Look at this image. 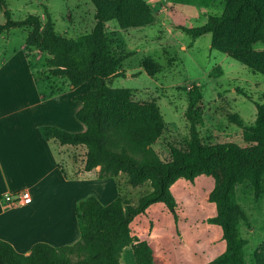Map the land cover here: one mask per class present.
<instances>
[{
  "label": "trees",
  "instance_id": "1",
  "mask_svg": "<svg viewBox=\"0 0 264 264\" xmlns=\"http://www.w3.org/2000/svg\"><path fill=\"white\" fill-rule=\"evenodd\" d=\"M91 1L95 24L78 39L59 34L50 19L43 23L33 14L20 21L8 18L0 24V35L11 26L29 27L26 48L49 56V75L66 79L74 87L87 86L86 92L75 96L81 107L74 116L85 125L83 131L71 132L50 124L38 129L46 140L84 148L83 169L99 166V177L115 179L118 195L107 204L91 194L77 201L80 236L74 243L53 246L35 242L25 254L0 239V264H120L121 252L128 245L136 264H151L152 249L146 240L137 238L136 218L161 203L176 219L171 185L179 178L192 181L200 175L213 179L208 200L215 205V215L209 221L221 228L225 244L224 250L205 264H248L243 253L246 241L239 232L245 213L236 199L235 187L246 181L255 195L262 191L264 104H256L255 121L243 131L246 145H205L197 134L202 92L197 85L192 86L187 91L185 111L190 139L185 148L171 146L170 158L161 159L152 147L165 128L157 103L134 100L131 89L112 87L107 82L117 74L121 57L111 46L105 23L115 20L120 29L140 28L153 22L152 9L145 0ZM3 5L4 0H0ZM186 31L192 37L210 33L212 48L264 75V49L255 47L258 42L264 44V0H225L220 15H212L202 26ZM230 117L241 123L237 115ZM144 186L148 188L142 189ZM124 187L137 189L140 195L131 199ZM254 264H264V259L257 257Z\"/></svg>",
  "mask_w": 264,
  "mask_h": 264
},
{
  "label": "rangeland",
  "instance_id": "2",
  "mask_svg": "<svg viewBox=\"0 0 264 264\" xmlns=\"http://www.w3.org/2000/svg\"><path fill=\"white\" fill-rule=\"evenodd\" d=\"M145 1L154 14L151 24L120 29L115 20L105 23L111 46L121 57L117 74L107 82L112 87L131 89L134 100L157 103L165 128L152 147L163 160L170 158L171 146L186 147L190 139L189 122L185 116L187 91L194 85L202 92V120L197 126L200 141L205 145H246L243 131L255 121L256 104H264V75L212 48L210 33L192 37L186 31L202 26L212 15H220L225 0ZM31 14L37 15L43 23L50 19L56 32L73 39L89 33L95 24V6L91 0H4V5L0 6V24L8 18L20 21ZM29 31L26 26H11L0 35L1 79L5 80L7 73L27 70L38 87L44 90L50 86L66 88V84H70L68 80L49 75L46 63L49 56L37 49L26 48ZM255 47L264 49V44L258 42ZM150 70L154 73L150 74ZM27 76V73H19L12 77L10 84L17 89L28 86ZM83 89H87L85 84ZM232 114L238 116L240 124L234 122L230 117ZM63 149V153L71 156L67 162L73 168L72 147ZM74 153L76 170L83 166L84 148H76ZM86 176L92 178L94 173ZM119 178L124 180L123 176ZM212 187L213 179L206 175L197 176L192 181L177 179L170 188L176 200V219L172 220L170 238L157 235L142 238L154 251L170 240L173 247L171 264H203L224 250L221 228L209 221L215 215V205L208 200ZM145 188L148 187L142 189ZM124 192L134 200L140 195L131 187H124ZM235 196L245 213L239 223L240 235L246 241L244 260L254 264L257 257L264 259V178L259 195H255L245 181L236 185ZM158 207L156 215H160ZM47 212L52 214L49 210ZM157 223H149L150 231L159 225ZM17 225L13 226L14 233L9 229L2 231L20 247L23 245L20 236L22 239L26 237L22 233L24 226L17 228ZM161 225L155 232L161 229ZM120 256L124 264H135L131 246H125Z\"/></svg>",
  "mask_w": 264,
  "mask_h": 264
},
{
  "label": "crops",
  "instance_id": "3",
  "mask_svg": "<svg viewBox=\"0 0 264 264\" xmlns=\"http://www.w3.org/2000/svg\"><path fill=\"white\" fill-rule=\"evenodd\" d=\"M22 71L7 73L5 80L1 79L0 72V239L10 242L18 252L27 254L35 242L60 246L77 241L80 232L75 216L76 202L91 194L102 204H107L116 198L118 190L113 177H99V166L88 171L83 166L74 169V150L81 146L46 140L38 129L40 125L50 124L71 132L83 131L85 125L74 116L81 107V101L75 96L87 90H81L83 84L74 87L65 83L68 88L50 86L44 90L38 87L32 73ZM25 72L28 86L17 89L10 84L12 77L19 73L26 75ZM64 147H72L73 168L68 166L71 156L63 153ZM90 173H94L92 178L86 176ZM23 189L29 191L30 203L11 206L3 201L5 194ZM157 206L160 215L155 213ZM172 220L173 215L163 204H154L147 214L136 218V236L141 240L155 235L170 238ZM152 222L159 225L150 231L149 223ZM16 225L17 228L24 226L22 233L26 238L20 236L23 240L20 247L2 231L9 229L14 233L13 226ZM160 225L161 229L155 232ZM30 238L32 240L28 241ZM172 253L169 240L160 250L152 249L151 264H171ZM120 264H124L121 256Z\"/></svg>",
  "mask_w": 264,
  "mask_h": 264
},
{
  "label": "built area",
  "instance_id": "4",
  "mask_svg": "<svg viewBox=\"0 0 264 264\" xmlns=\"http://www.w3.org/2000/svg\"><path fill=\"white\" fill-rule=\"evenodd\" d=\"M3 201L7 205L15 206L17 204H27L31 201V195L29 191L23 189L14 194L8 193L3 196Z\"/></svg>",
  "mask_w": 264,
  "mask_h": 264
}]
</instances>
